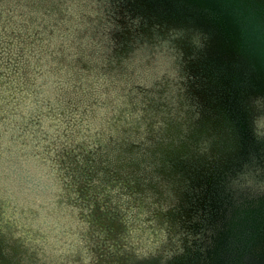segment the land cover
<instances>
[{"label": "rangeland", "instance_id": "rangeland-1", "mask_svg": "<svg viewBox=\"0 0 264 264\" xmlns=\"http://www.w3.org/2000/svg\"><path fill=\"white\" fill-rule=\"evenodd\" d=\"M22 1L35 5L30 18H59L80 40V69L68 71L65 103L23 104L66 133L64 148L48 139L54 151H37L36 164L22 150L2 161L0 150V264H208L243 213L250 255L264 264V62L226 28V10L211 0ZM227 1L248 16L254 6L264 25V0ZM109 31L107 46L96 33ZM94 146L102 173L85 167ZM196 167L204 182L188 174Z\"/></svg>", "mask_w": 264, "mask_h": 264}, {"label": "trees", "instance_id": "trees-1", "mask_svg": "<svg viewBox=\"0 0 264 264\" xmlns=\"http://www.w3.org/2000/svg\"><path fill=\"white\" fill-rule=\"evenodd\" d=\"M32 10H35V5L30 2L0 0V36L2 37H0V150L4 152L2 161L7 158L12 162L19 160L18 157L23 155V157L36 164L38 161L35 160L37 151L47 149L54 151L52 146L48 147V139H54L55 146L63 149L65 145L59 143L63 142L62 140L68 138V136L65 132L61 133L60 129H51L53 127L51 124H48L50 128L40 126L38 123L43 119L39 120V116H36L35 112L32 115H35L34 117L27 116L25 110L31 108L37 112L40 104L39 99H42L45 105H54L57 101L59 103L68 101L65 93L61 95L60 92L71 91L73 84L67 81L70 78L68 71L71 65L74 66L76 71L80 69L76 60L80 52L74 45L80 47L81 44L78 45L80 40L72 41V44L68 33L63 32L64 28L56 26L60 21L59 18L42 20L40 18H30ZM243 25L246 26L245 23ZM113 34L110 31L104 35L97 32L96 36L104 38L105 43L109 46ZM257 34L255 32L254 35ZM54 56H57V58L55 59ZM58 59L65 60V63L58 62ZM85 79L76 80L74 84L76 90H81ZM5 89L8 92H4ZM59 93L62 96L60 100L55 97ZM26 97H29V99L24 102ZM23 104L28 108L24 109L25 105L23 106ZM78 106L81 107L79 103ZM44 109L46 108L40 111L42 116L44 115ZM58 113L65 118V123L68 122L67 118L74 119L73 114L71 115L67 110ZM68 132L70 133V130ZM98 148L97 146L89 147V153L86 156V160L89 161L85 166L87 169L96 172V174L104 171V165L101 166L97 162ZM140 149L142 150H140L142 156H145L147 154L145 146L142 145ZM20 150L24 154H21ZM65 150L67 152L64 156L70 155L73 157H71L72 161L74 159L75 162L79 163V150L72 151L67 148ZM48 156L49 154L45 155V157ZM152 157L150 156L148 159L145 157L144 164H151L152 160L155 159L154 156ZM91 160L93 161L91 162ZM43 162L45 164L49 162L50 164H58L56 160H51V158H44ZM189 162L194 165L195 160H189ZM5 167L8 168L7 174L12 173L16 168L10 163ZM185 168H188V165ZM199 168L189 169L188 174L192 177L196 176V181H199V176L202 174V181L204 182L207 176L204 177L203 172H201L202 169ZM156 171H159V169L156 168ZM16 174H19V171ZM52 176L55 177L54 174ZM200 187L206 189L207 186L202 185ZM252 223L250 219L244 216V213L243 215L240 214L233 235L227 239L226 245L221 244L217 255L208 264H255V255H250L251 252L248 250V244H246L249 241L246 237L247 228L253 230L251 228Z\"/></svg>", "mask_w": 264, "mask_h": 264}, {"label": "water", "instance_id": "water-1", "mask_svg": "<svg viewBox=\"0 0 264 264\" xmlns=\"http://www.w3.org/2000/svg\"><path fill=\"white\" fill-rule=\"evenodd\" d=\"M217 1H218V4L216 3V1L211 0L210 5L215 9V11L217 10V12L219 14H221L223 10H226L225 14L227 16L221 15L222 17H224L222 20L227 25L226 28H233L234 27L236 30H238V34H239L238 40L240 39L241 43L246 47H248V45H249L250 47H248V48L252 49L259 56L258 59L261 62H264V47H263L264 46V38H261L259 36L260 31H258L257 28L255 27V25H258L260 28H263L264 25L262 23V19L257 18V16L259 17V15H260V12L257 10V8H255L254 6L251 8H248V10H247L248 14L250 13V15L248 16L247 13L243 14L244 10H242V9L238 8L239 10L235 11L232 8L233 7L232 4L228 5L227 0H217ZM235 2H236V0H235ZM222 6H225V9H222ZM235 13H237V14H235ZM237 17L240 18L241 20L238 19ZM228 23H231V26H229ZM243 23H245L246 26H244ZM225 24H224V27L226 26ZM255 32H257L258 34L254 35Z\"/></svg>", "mask_w": 264, "mask_h": 264}, {"label": "flooded vegetation", "instance_id": "flooded-vegetation-1", "mask_svg": "<svg viewBox=\"0 0 264 264\" xmlns=\"http://www.w3.org/2000/svg\"><path fill=\"white\" fill-rule=\"evenodd\" d=\"M253 224V223H252Z\"/></svg>", "mask_w": 264, "mask_h": 264}]
</instances>
